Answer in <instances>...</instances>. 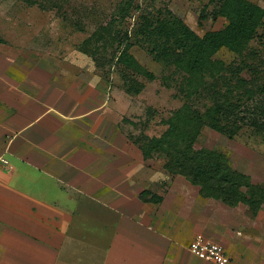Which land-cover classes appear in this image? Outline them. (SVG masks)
Returning <instances> with one entry per match:
<instances>
[{"label": "crops", "instance_id": "obj_1", "mask_svg": "<svg viewBox=\"0 0 264 264\" xmlns=\"http://www.w3.org/2000/svg\"><path fill=\"white\" fill-rule=\"evenodd\" d=\"M32 70L21 75L0 55V160L8 162H0V264H211L189 252L196 234L184 244L176 222L193 215L212 230L246 216V206L218 204L206 221L172 192L178 177L127 144L112 146L114 127L102 125L88 95L63 97ZM157 181L169 188L161 202L141 198ZM170 206L172 215L163 212Z\"/></svg>", "mask_w": 264, "mask_h": 264}, {"label": "rangeland", "instance_id": "obj_2", "mask_svg": "<svg viewBox=\"0 0 264 264\" xmlns=\"http://www.w3.org/2000/svg\"><path fill=\"white\" fill-rule=\"evenodd\" d=\"M246 1L261 9L264 23V0ZM128 2L131 8L122 11ZM219 6L218 0H0V55L21 75H28L33 69L31 75L42 81L44 88L56 85L63 97L70 95L68 91L72 97L88 95L93 106L98 107L95 115L102 117V125L114 127L110 139L112 146L121 148L127 144L143 156L141 149H147L143 136L152 138L164 132L163 121L181 107L185 99L175 90L170 78L167 83L163 80L171 73L152 59L145 45L136 43L140 39L135 36L140 14L137 7L151 12L167 9L203 37L227 25V20L218 14ZM126 39L131 43L128 52L154 75V79L130 75L117 66L116 58L125 47ZM245 54L244 61L250 70L245 69L242 76H256L264 85V24ZM214 59L226 65H238L243 61L226 48L219 50ZM103 135L101 130L97 138ZM194 148L224 154L233 170L264 188V132L247 125L229 139L205 126ZM149 157L155 170L165 162L161 153L152 152ZM2 160L0 162L5 165ZM175 177L181 181L172 192L191 199L192 207H201L206 221L215 207L223 204L202 198L198 187L181 176ZM168 189L165 182L159 184L157 181L145 186L141 198L156 202L169 192ZM173 207L163 212L172 215L176 212L171 211L176 210ZM247 210L246 216L238 212L241 220L236 214L229 215L222 224L213 226L215 231L210 229L211 221L198 222L193 215L187 220L179 219L176 223L185 234L182 242L186 243L195 234L205 233L226 249L229 264H264V202L255 215ZM217 216L221 214L218 212ZM170 222L171 216L168 217ZM201 223L207 229L205 232L201 231Z\"/></svg>", "mask_w": 264, "mask_h": 264}, {"label": "trees", "instance_id": "obj_3", "mask_svg": "<svg viewBox=\"0 0 264 264\" xmlns=\"http://www.w3.org/2000/svg\"><path fill=\"white\" fill-rule=\"evenodd\" d=\"M218 14L227 20L225 28L195 34L184 21L169 10L148 11L137 7L136 43L145 45L152 59L163 65L175 90L185 99L163 121L166 129L157 137L147 138L143 157L152 152L165 156L162 168L171 176H181L199 188L204 199L221 201L228 207L246 206L255 215L264 202V188L233 170L224 154L208 149H195L203 127L232 139L249 125L264 132V85L256 76L244 78L250 68L244 61L251 41L263 26L262 11L246 0H218ZM125 3L122 11L130 9ZM124 9V10H123ZM105 29V28H102ZM125 41L116 64L130 75L154 79L128 52ZM222 48L243 59L238 65L214 59ZM161 202L158 199L155 203Z\"/></svg>", "mask_w": 264, "mask_h": 264}, {"label": "built area", "instance_id": "obj_4", "mask_svg": "<svg viewBox=\"0 0 264 264\" xmlns=\"http://www.w3.org/2000/svg\"><path fill=\"white\" fill-rule=\"evenodd\" d=\"M2 162L8 164L5 160ZM188 250L195 258L207 263L229 264L230 261L222 245L208 241L200 234L190 242Z\"/></svg>", "mask_w": 264, "mask_h": 264}]
</instances>
